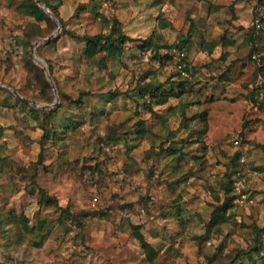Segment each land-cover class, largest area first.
<instances>
[{
    "label": "rangeland",
    "instance_id": "1",
    "mask_svg": "<svg viewBox=\"0 0 264 264\" xmlns=\"http://www.w3.org/2000/svg\"><path fill=\"white\" fill-rule=\"evenodd\" d=\"M49 1L0 0V264H264L263 4Z\"/></svg>",
    "mask_w": 264,
    "mask_h": 264
},
{
    "label": "trees",
    "instance_id": "2",
    "mask_svg": "<svg viewBox=\"0 0 264 264\" xmlns=\"http://www.w3.org/2000/svg\"><path fill=\"white\" fill-rule=\"evenodd\" d=\"M40 1L43 4H45L46 7L50 8L55 15H57V11H56L55 7L52 6V4L50 3L49 0H40ZM258 2L260 4H263V6H264V0H259ZM20 8L22 9V11L24 13L33 16L37 20H49L50 19V16L48 15V13L45 12L42 9V7L40 5H38V3L35 0H21ZM59 20L63 23V20H62V18L60 16H59ZM82 39L86 40V48L85 49L89 53L92 52L95 49V46L97 45V43L101 42L102 39L105 42L102 45H104V46L108 45V47H110V48L113 46V40L108 38L106 35H104L102 33L94 34V35H91V36H84V37H82ZM128 39H131V38H128ZM172 47H177V48H179L182 51L185 50V48L183 46H180L179 44H173V45H171L169 47V49L167 51V54H166L167 57H171V53L169 52V50ZM184 56H185V54H184ZM33 65L34 64H32V66ZM185 67L186 66H184L183 69H185ZM142 87H143L144 91L149 93V96H151L152 98H154L156 100L160 98V96H156L154 94V90L155 89L160 90L161 85H154L152 83H146ZM41 157H42V151L39 153V159ZM139 239L143 243H145V241L143 239V236L141 234H139ZM241 264H244V263L241 262Z\"/></svg>",
    "mask_w": 264,
    "mask_h": 264
},
{
    "label": "built area",
    "instance_id": "3",
    "mask_svg": "<svg viewBox=\"0 0 264 264\" xmlns=\"http://www.w3.org/2000/svg\"><path fill=\"white\" fill-rule=\"evenodd\" d=\"M170 53H172L176 58H181L182 56H184V52L177 47H172L170 49ZM179 67H180V65H179ZM96 199L97 198L94 197V200H96Z\"/></svg>",
    "mask_w": 264,
    "mask_h": 264
},
{
    "label": "water",
    "instance_id": "4",
    "mask_svg": "<svg viewBox=\"0 0 264 264\" xmlns=\"http://www.w3.org/2000/svg\"><path fill=\"white\" fill-rule=\"evenodd\" d=\"M37 1H38V0H37ZM38 2H39V1H38ZM41 7H42L43 9H45V11L51 13V10H50L48 7H46L45 5H41ZM57 20H58V19H57ZM48 39H49V37L41 38V39H39V40L36 42V44L39 43V42H41V41L48 40ZM33 50H34V48H33ZM48 76L50 77L49 73H48Z\"/></svg>",
    "mask_w": 264,
    "mask_h": 264
}]
</instances>
